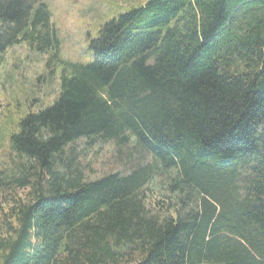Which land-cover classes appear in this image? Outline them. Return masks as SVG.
Returning <instances> with one entry per match:
<instances>
[{
	"label": "trees",
	"instance_id": "obj_1",
	"mask_svg": "<svg viewBox=\"0 0 264 264\" xmlns=\"http://www.w3.org/2000/svg\"><path fill=\"white\" fill-rule=\"evenodd\" d=\"M20 43L59 89L0 116V264H264V0H147L84 62L44 0H0V58Z\"/></svg>",
	"mask_w": 264,
	"mask_h": 264
},
{
	"label": "rangeland",
	"instance_id": "obj_2",
	"mask_svg": "<svg viewBox=\"0 0 264 264\" xmlns=\"http://www.w3.org/2000/svg\"><path fill=\"white\" fill-rule=\"evenodd\" d=\"M60 40L59 57L64 61L84 62L91 56L87 51L89 37L117 13L147 0H44ZM48 53H39L25 43L8 48L0 58V116L6 109L14 112L37 109L48 105L59 89L60 67L50 62ZM52 63V64H51ZM52 72L48 73L47 70ZM14 97H18L14 108ZM34 98V99H33ZM2 122L0 119V128ZM94 160L96 175L118 169L110 152L111 143L99 144ZM7 147L0 137V162L5 159ZM94 175V176H96ZM7 195L0 192V204L6 206Z\"/></svg>",
	"mask_w": 264,
	"mask_h": 264
}]
</instances>
